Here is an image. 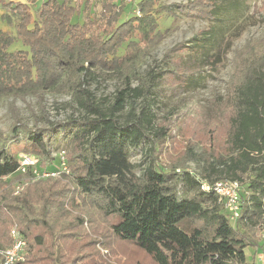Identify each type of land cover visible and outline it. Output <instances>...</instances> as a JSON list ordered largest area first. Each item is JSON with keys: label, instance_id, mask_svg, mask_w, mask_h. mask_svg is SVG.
I'll return each instance as SVG.
<instances>
[{"label": "trees", "instance_id": "16d2710c", "mask_svg": "<svg viewBox=\"0 0 264 264\" xmlns=\"http://www.w3.org/2000/svg\"><path fill=\"white\" fill-rule=\"evenodd\" d=\"M84 1L80 8L72 0H0L1 18L16 30V35L0 30V100L11 98L10 136L27 134L40 156H48L47 138L56 129L71 135L77 147L75 154H65L68 173L33 181L12 197L0 193V213L9 217L6 225L16 223L27 244L25 259L16 264H115L117 257L119 264H128L123 245L134 246L150 264H255L245 250L256 246L264 252V34L233 50L222 97L227 119L220 152L205 156L199 175L209 182L238 179L241 185V176L249 175V195L240 191L237 220L229 218L215 195L200 190L188 170H166L160 159L168 141L175 145V135L168 125L154 123L147 106L196 88L203 66L222 63L219 49L230 29L220 23L242 19L244 0L172 5L97 0V12ZM133 5L139 12L124 16ZM184 10L212 25L197 31L190 44L166 49L160 64L139 75V62L169 32L160 27L162 14L176 17V11ZM75 16L79 19L74 22ZM16 41L21 47L13 48ZM184 48L189 51L186 61L180 54ZM98 77L122 81L109 106L86 86ZM47 92L70 95L81 115L34 132L15 114L14 101L30 94L42 100ZM138 98L143 100L140 111L120 120L125 105ZM6 139L0 132V179L19 165L18 156L5 147ZM143 139L148 140L149 162L138 177L128 152ZM189 149L186 145L185 151ZM179 182L199 188L212 205L178 197ZM0 242L9 245V235Z\"/></svg>", "mask_w": 264, "mask_h": 264}, {"label": "rangeland", "instance_id": "374dc122", "mask_svg": "<svg viewBox=\"0 0 264 264\" xmlns=\"http://www.w3.org/2000/svg\"><path fill=\"white\" fill-rule=\"evenodd\" d=\"M40 1L38 0V3ZM87 1L88 4H92V12H97L100 9L97 0ZM133 1L136 2L137 0ZM186 1L189 0H160V3L172 5L174 3H185ZM83 2L85 1L72 0V3L80 8H82ZM241 9L243 11L242 19L228 22L229 26L225 23H220L223 28L230 29L229 33H226L227 35L222 38L219 49V60H222V63L216 66V68H212L211 65L203 66L200 69L202 78L196 88L184 90L176 95L162 96V100H151L147 104L151 112L155 114L153 119L154 123L156 125H168L172 134L175 135V145L168 141L167 148L160 159L161 163L167 165L165 167L167 171L174 168V171L177 173L185 169L201 175L205 165V156H209L210 151L214 152L215 149H217V152H220L221 146L219 141L223 139L227 119L226 104L223 103L225 99L222 100V97L224 98L226 96L227 85L230 80L233 50L242 47L247 41L264 34V0H244ZM3 11L4 9L0 4V30L8 31L12 35H16L15 28L1 18ZM138 12L137 7L133 5L132 8L127 7L125 9L124 16L131 13L137 14ZM188 12L185 10L184 12L176 11V17L162 14L159 21L160 27L162 29L169 27V32L139 62L137 68L139 75H145L151 66L160 64V59L166 49L180 42H184V46L187 43L186 41H188L187 44H190L191 37L197 31L203 30L206 32L212 25L211 22L201 15ZM80 18H82V15H80ZM78 19L79 17L75 16L73 21L75 22ZM19 47H21V44L19 41H16L13 44V48ZM188 52L187 48L182 49L180 54H184L183 61L188 59ZM224 52L225 55L222 57ZM133 84H137V80L133 79ZM86 86L92 91L96 100L103 106L111 105L114 101L115 93L119 88L123 87L122 81L118 77H98L97 79L88 81ZM10 101V97H4L0 100V132L7 136L5 147L17 156L23 153L33 154L37 159L38 166L42 170L51 169L53 171H61V152L64 151L67 156L75 154L77 148L75 145L76 141L65 131L56 129L51 131L47 138L49 145L48 156L38 155L33 144L28 142L27 134L25 135L20 132L16 138L10 136L13 134L12 127L14 123V114L8 107ZM142 103L143 100L141 98L135 99L134 102H128L120 112L119 119L123 120L127 118L130 112L138 113ZM14 111L22 123L29 126L34 132H37L36 129L49 127L55 125L57 122H65L73 118H78L81 115V112L72 101L70 95L55 92H47L42 100L32 94L25 96L24 99H16L14 101ZM210 139H213V143H210ZM186 145H190L189 151H185ZM148 147V140L143 139L138 146L129 148L128 160L134 165L132 172L138 177L142 176L144 167L149 162V157L147 156ZM59 175L55 174L33 179L32 177L14 172L0 179V193L5 191L7 197H12L33 181L44 180L49 177H58ZM248 177V174L241 176V193L245 197L249 195V189L246 186ZM177 193L180 198L196 197L205 206L212 205L213 200L202 195L196 186H189L184 182H179L177 185ZM8 219L9 217L5 213H0V238H8L9 229L14 223L11 220L10 225L7 226L5 221ZM185 220L186 218L183 219V221ZM2 246L4 244L0 242V247ZM119 246H121L120 243ZM120 248L125 256L128 257L123 256V258L128 259V264H150L134 246L123 245ZM99 250L102 253H106L103 248ZM245 251L246 255H248V260L252 259L255 264L263 262V250L260 252L256 249V246H250ZM118 255L119 253H117ZM113 263H120L118 257L113 259Z\"/></svg>", "mask_w": 264, "mask_h": 264}, {"label": "built area", "instance_id": "2783aa9c", "mask_svg": "<svg viewBox=\"0 0 264 264\" xmlns=\"http://www.w3.org/2000/svg\"><path fill=\"white\" fill-rule=\"evenodd\" d=\"M64 151L61 152V171H53L51 169H41L37 163V159L33 154L23 153L18 155V168L16 172L23 174L33 179L49 176L59 175L62 172L68 171L65 160ZM64 166V167H63ZM198 180L201 191L205 193H212L216 196L217 202L222 204L227 212L229 218L235 221L240 216L241 209V183L238 179H219L214 182H209L206 179H201L194 171H189ZM18 189V187H17ZM16 189V191H17ZM10 243L7 246L0 247V264H16L25 259L26 253V240L18 229L16 223H13L9 229ZM261 252L259 248H256ZM263 253V252H262ZM264 263V259H262Z\"/></svg>", "mask_w": 264, "mask_h": 264}, {"label": "crops", "instance_id": "0c3cea01", "mask_svg": "<svg viewBox=\"0 0 264 264\" xmlns=\"http://www.w3.org/2000/svg\"><path fill=\"white\" fill-rule=\"evenodd\" d=\"M17 1H22V0H17ZM25 1V0H24ZM247 257H248V255H247Z\"/></svg>", "mask_w": 264, "mask_h": 264}]
</instances>
